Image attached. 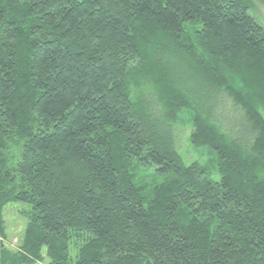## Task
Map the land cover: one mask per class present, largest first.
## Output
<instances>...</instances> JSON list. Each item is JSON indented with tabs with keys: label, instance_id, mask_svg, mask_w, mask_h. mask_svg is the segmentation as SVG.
I'll return each mask as SVG.
<instances>
[{
	"label": "trees",
	"instance_id": "trees-1",
	"mask_svg": "<svg viewBox=\"0 0 264 264\" xmlns=\"http://www.w3.org/2000/svg\"><path fill=\"white\" fill-rule=\"evenodd\" d=\"M257 2L0 0V264H264Z\"/></svg>",
	"mask_w": 264,
	"mask_h": 264
},
{
	"label": "rangeland",
	"instance_id": "rangeland-1",
	"mask_svg": "<svg viewBox=\"0 0 264 264\" xmlns=\"http://www.w3.org/2000/svg\"><path fill=\"white\" fill-rule=\"evenodd\" d=\"M251 15L264 26V4L257 2L255 10L251 12ZM185 120L188 121V115H185ZM188 130L189 127H184L178 131V140L182 145L179 147L180 154L186 163H191L192 161L206 162L207 158L205 157L207 153L205 151L195 150L189 141H187ZM22 207V204L14 203L9 204L4 209V217L7 224V239L5 242L7 247L12 250H18L26 228L27 222L20 213ZM40 264H46V262Z\"/></svg>",
	"mask_w": 264,
	"mask_h": 264
}]
</instances>
